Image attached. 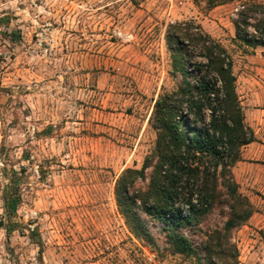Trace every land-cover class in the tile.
<instances>
[{
  "label": "rangeland",
  "instance_id": "rangeland-1",
  "mask_svg": "<svg viewBox=\"0 0 264 264\" xmlns=\"http://www.w3.org/2000/svg\"><path fill=\"white\" fill-rule=\"evenodd\" d=\"M252 3L264 0H0V264H264V49L232 25ZM189 20L230 55L255 141L232 168L250 216L224 234L213 209L181 229L184 255L138 202V228L123 217L114 187L154 151L153 102L181 82L166 32Z\"/></svg>",
  "mask_w": 264,
  "mask_h": 264
},
{
  "label": "trees",
  "instance_id": "trees-1",
  "mask_svg": "<svg viewBox=\"0 0 264 264\" xmlns=\"http://www.w3.org/2000/svg\"><path fill=\"white\" fill-rule=\"evenodd\" d=\"M228 2L207 0L211 8ZM232 25L237 44L264 49V5H240ZM169 29L171 67L181 82L154 100L149 119L156 134L154 151L142 169L128 170L117 179L114 196L123 217L133 218L138 228L139 216L131 212L138 202L142 213L160 224L173 251L188 255L194 249L181 229L195 226L213 209L226 214L224 234L250 216V204L238 192L232 168L241 160L242 148L255 138L244 122L230 55L193 20ZM148 168L153 169L148 186L130 194L136 180H145ZM17 204L15 198L4 197L7 214L14 215ZM211 236L207 233V239Z\"/></svg>",
  "mask_w": 264,
  "mask_h": 264
},
{
  "label": "crops",
  "instance_id": "crops-1",
  "mask_svg": "<svg viewBox=\"0 0 264 264\" xmlns=\"http://www.w3.org/2000/svg\"><path fill=\"white\" fill-rule=\"evenodd\" d=\"M240 162V161H239Z\"/></svg>",
  "mask_w": 264,
  "mask_h": 264
}]
</instances>
